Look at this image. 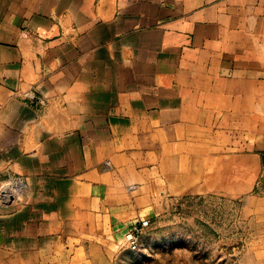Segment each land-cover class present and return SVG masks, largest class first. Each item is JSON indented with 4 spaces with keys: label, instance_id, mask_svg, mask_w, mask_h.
Listing matches in <instances>:
<instances>
[{
    "label": "crops",
    "instance_id": "crops-1",
    "mask_svg": "<svg viewBox=\"0 0 264 264\" xmlns=\"http://www.w3.org/2000/svg\"><path fill=\"white\" fill-rule=\"evenodd\" d=\"M262 175L264 0H0V264H113L160 200Z\"/></svg>",
    "mask_w": 264,
    "mask_h": 264
},
{
    "label": "rangeland",
    "instance_id": "rangeland-1",
    "mask_svg": "<svg viewBox=\"0 0 264 264\" xmlns=\"http://www.w3.org/2000/svg\"><path fill=\"white\" fill-rule=\"evenodd\" d=\"M145 219L136 248L127 234L142 220L112 242L113 264H264V185L171 196Z\"/></svg>",
    "mask_w": 264,
    "mask_h": 264
},
{
    "label": "built area",
    "instance_id": "built-area-1",
    "mask_svg": "<svg viewBox=\"0 0 264 264\" xmlns=\"http://www.w3.org/2000/svg\"><path fill=\"white\" fill-rule=\"evenodd\" d=\"M13 188V183L8 181L7 183L0 184V199L5 200L9 197L10 191ZM149 225L147 219H142L139 223H136L131 227L127 234V240L131 244L132 248H136L137 243V235L141 233V231Z\"/></svg>",
    "mask_w": 264,
    "mask_h": 264
}]
</instances>
